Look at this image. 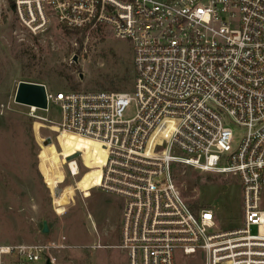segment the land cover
Listing matches in <instances>:
<instances>
[{
	"label": "built area",
	"instance_id": "obj_1",
	"mask_svg": "<svg viewBox=\"0 0 264 264\" xmlns=\"http://www.w3.org/2000/svg\"><path fill=\"white\" fill-rule=\"evenodd\" d=\"M15 7L36 35L54 22L133 44L131 92L45 85L47 108L30 106L58 105L61 122L40 119L100 144L104 161L91 189L123 200L118 247L128 264H264V0H15ZM77 154L68 162L72 176L80 175ZM178 164L237 177L242 225L220 230L213 209L193 210L174 178ZM50 248L0 245V264H35Z\"/></svg>",
	"mask_w": 264,
	"mask_h": 264
},
{
	"label": "rangeland",
	"instance_id": "obj_2",
	"mask_svg": "<svg viewBox=\"0 0 264 264\" xmlns=\"http://www.w3.org/2000/svg\"><path fill=\"white\" fill-rule=\"evenodd\" d=\"M21 81L53 92H131L133 44L107 31L68 32L54 22L36 35L21 22L15 0H0V245H50L47 259L35 264H128L127 252L118 247L123 200L91 189L101 176L100 144L58 134L41 120L61 122L56 104L33 112L17 103ZM134 113L133 102L125 116ZM243 132L237 130V140ZM76 153L80 175L72 176L68 162ZM174 178L189 205L213 209L220 230L242 225L237 177L178 164Z\"/></svg>",
	"mask_w": 264,
	"mask_h": 264
},
{
	"label": "water",
	"instance_id": "obj_3",
	"mask_svg": "<svg viewBox=\"0 0 264 264\" xmlns=\"http://www.w3.org/2000/svg\"><path fill=\"white\" fill-rule=\"evenodd\" d=\"M75 62H78V57L73 58ZM15 101L28 106H35L41 109H46L47 96L46 87L41 83H34L28 81H21L18 85ZM48 231V227L44 225V232ZM47 264H52L50 260H47Z\"/></svg>",
	"mask_w": 264,
	"mask_h": 264
},
{
	"label": "trees",
	"instance_id": "obj_4",
	"mask_svg": "<svg viewBox=\"0 0 264 264\" xmlns=\"http://www.w3.org/2000/svg\"><path fill=\"white\" fill-rule=\"evenodd\" d=\"M65 31H70V32H76V33H79V32H82L81 30H76V31H71V30H68V29H64ZM96 32H99V31H96ZM191 206V205H190ZM191 208L195 211H198L199 209L203 208V207H200V206H197V205H194V206H191Z\"/></svg>",
	"mask_w": 264,
	"mask_h": 264
},
{
	"label": "bare ground",
	"instance_id": "obj_5",
	"mask_svg": "<svg viewBox=\"0 0 264 264\" xmlns=\"http://www.w3.org/2000/svg\"><path fill=\"white\" fill-rule=\"evenodd\" d=\"M65 133L74 135V134L68 133V132H65ZM74 136H76V135H74ZM72 167H73V169L75 170V173H76L77 170H78V168L76 167L75 163L72 164ZM99 181H100V178H99V180L96 181L95 185H98L99 184Z\"/></svg>",
	"mask_w": 264,
	"mask_h": 264
}]
</instances>
